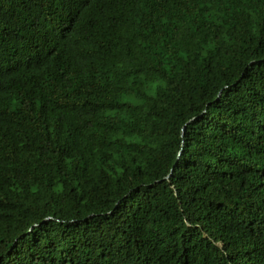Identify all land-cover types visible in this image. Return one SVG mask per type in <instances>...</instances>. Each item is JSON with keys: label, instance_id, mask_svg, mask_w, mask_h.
Returning <instances> with one entry per match:
<instances>
[{"label": "trees", "instance_id": "16d2710c", "mask_svg": "<svg viewBox=\"0 0 264 264\" xmlns=\"http://www.w3.org/2000/svg\"><path fill=\"white\" fill-rule=\"evenodd\" d=\"M0 264H264V0H0Z\"/></svg>", "mask_w": 264, "mask_h": 264}]
</instances>
